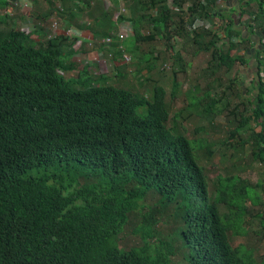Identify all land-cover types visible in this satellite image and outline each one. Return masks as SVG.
Instances as JSON below:
<instances>
[{"label":"trees","instance_id":"1","mask_svg":"<svg viewBox=\"0 0 264 264\" xmlns=\"http://www.w3.org/2000/svg\"><path fill=\"white\" fill-rule=\"evenodd\" d=\"M16 1L0 0V264H264V0L243 26L230 0H24L29 31ZM53 21L88 30L112 72L80 68L89 42L48 38Z\"/></svg>","mask_w":264,"mask_h":264},{"label":"rangeland","instance_id":"2","mask_svg":"<svg viewBox=\"0 0 264 264\" xmlns=\"http://www.w3.org/2000/svg\"><path fill=\"white\" fill-rule=\"evenodd\" d=\"M120 1V0H119ZM115 2V1H114ZM21 3V4H20ZM20 3H18L15 8L17 7V9H13L12 11V16H17V17H21V16H25V20H19L21 26L26 29V30H32L34 27H36L37 24H35V22L29 17L27 16V13L30 11V3L28 1H24V0H20ZM24 3V5H23ZM110 4H109V8H110ZM120 7V11L121 9H123L124 7L122 6L121 2L119 4ZM7 11L9 12V9H7ZM114 14L116 15V19L118 12L116 10H114ZM126 14L128 13L127 11ZM131 26V25H130ZM121 29V28H120ZM123 29V28H122ZM130 31L132 29H129ZM87 45V44H86ZM95 44L93 45H87L86 48L89 49V51L93 50V55H90V53L86 54V53H82L80 55H78L75 58V61L77 63H79L80 68L83 67V65H87L90 67V70H92V72H94L96 75L97 74H103V73H109L112 72L113 70V65L114 62H109L107 61L108 59H106L104 56H100L97 55V53L99 54L98 51L94 50ZM181 47V45H177V50H179ZM102 53V52H100ZM236 54V52H234ZM187 59V61L190 62V68H188V77L195 79V72H197L200 68H203L206 66V62L210 59V54H206V53H201L199 56L194 57L191 55L185 56ZM165 67H167V64L165 65ZM237 68L234 69V71L232 73H230L227 77H234L236 72H237ZM252 70H246L245 69V74H246V83L248 84V86L250 85V81L252 78ZM258 72V70H257ZM77 74L76 72L74 73H70L69 75H66L65 77H76ZM169 77V75L167 74L166 77V81L162 82L164 85L166 84L167 90L171 91L173 89V82L171 80H168L167 78ZM178 82L180 83L181 87H180V91L177 90V92H179V94L176 96V98L173 100V112L179 111L181 109H184L188 103V101H186V98L184 96V94L182 93L183 91H185L188 88V82L186 80L185 74H180L179 78H178ZM244 87V85H243ZM174 115V114H173ZM217 122L224 124V118L222 116L218 117ZM182 122V121H181ZM186 123V121H185ZM184 123V124H185ZM189 130L192 131L193 127L192 125L189 127ZM206 163V165L209 167L210 170V175L214 180L218 179V175L223 174L224 170L222 169V164H221V156L219 154L213 156V158L211 160H209L208 162H204ZM242 178L247 181H249L250 183L256 184L259 180V172L257 170H253V171H248L244 174H242ZM234 244H240L244 242V239L242 237H235L232 238Z\"/></svg>","mask_w":264,"mask_h":264},{"label":"built area","instance_id":"3","mask_svg":"<svg viewBox=\"0 0 264 264\" xmlns=\"http://www.w3.org/2000/svg\"><path fill=\"white\" fill-rule=\"evenodd\" d=\"M219 2H221V1H219ZM18 3H20V1H16V2H14L13 4H18ZM169 3H170V5L172 6L173 4H174V0H169ZM21 4V3H20ZM23 5H24V3H23ZM219 5L220 6H222V4H220L219 3ZM173 8H175L176 9V7H174L173 6ZM124 11H126L124 8L123 9H121V12H124ZM117 17H118V14H117ZM115 19H116V16H115ZM202 25H205V23L203 22V21H200V20H198V21H196V23L193 25V28H197V27H199V26H202ZM65 29V28H64ZM64 29H62L60 26H59V24L58 23H56L55 21H53L52 23H51V25H50V27H49V29L48 30H46V32H47V34H48V38H52V37H55V36H57V35H59V34H64V35H71V34H73V33H75L76 35H78L79 36V38H80V42H82V41H84V40H87L88 42H89V45H93V44H95L96 42H95V40H94V38H93V36L89 33L88 35H84V34H82V33H78V32H76V31H71V29H66V30H64ZM129 31V29H122L121 28V30H119V35H120V39H121V41L124 39V38H126V36H127V32ZM112 42V39L111 38H104V39H102L101 41H99V44H104L105 46H108V45H110V43ZM95 51H98L96 48H95ZM97 55H100L101 57L103 56V53H100V51H99V54L97 53ZM131 60V57L130 56H128V55H125V57H124V61L123 62H129ZM107 61H109V60H107ZM109 62H111V61H109ZM113 67V66H112ZM261 75L264 77V67L262 66L261 67Z\"/></svg>","mask_w":264,"mask_h":264},{"label":"crops","instance_id":"4","mask_svg":"<svg viewBox=\"0 0 264 264\" xmlns=\"http://www.w3.org/2000/svg\"><path fill=\"white\" fill-rule=\"evenodd\" d=\"M247 1H250V0H230L229 2L225 3V7H226V10L227 11H230L232 12L233 11V14L237 16V19H236V22L237 24H240L243 26L242 23H244V21H246V19H248V16L244 15L242 19H240V16L244 13V6L246 4ZM235 10V12H234ZM239 28L242 27L240 25H238ZM88 33L89 31L86 30ZM86 31L82 32V34H86ZM246 30L244 31V36L246 37L248 34H246ZM251 40H252V43L254 44V48H252L248 54H249V61H248V66L247 68L245 67H242V69H246V70H252L253 72H251L252 74L256 73L257 72V62L255 61L254 57H255V49L258 47V39L257 37H255L254 35L250 36ZM92 53H90V55H93V50H91ZM244 50H241L240 53L243 54Z\"/></svg>","mask_w":264,"mask_h":264},{"label":"clouds","instance_id":"5","mask_svg":"<svg viewBox=\"0 0 264 264\" xmlns=\"http://www.w3.org/2000/svg\"><path fill=\"white\" fill-rule=\"evenodd\" d=\"M20 1V0H19ZM225 4H222V6H224ZM243 18V16L241 15L240 16V19H242ZM249 18V17H248ZM247 20V19H246ZM245 22V21H244ZM242 24H244V23H242ZM255 37H257V39H258V44H260V37H258L257 35H254ZM260 45H258V47H259ZM261 69V68H260ZM257 70H259V68H257ZM260 74H261V70H260Z\"/></svg>","mask_w":264,"mask_h":264},{"label":"water","instance_id":"6","mask_svg":"<svg viewBox=\"0 0 264 264\" xmlns=\"http://www.w3.org/2000/svg\"><path fill=\"white\" fill-rule=\"evenodd\" d=\"M246 34H247V32H246Z\"/></svg>","mask_w":264,"mask_h":264}]
</instances>
